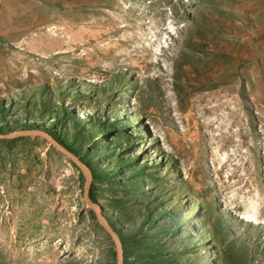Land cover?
Here are the masks:
<instances>
[{
	"label": "rangeland",
	"instance_id": "374dc122",
	"mask_svg": "<svg viewBox=\"0 0 264 264\" xmlns=\"http://www.w3.org/2000/svg\"><path fill=\"white\" fill-rule=\"evenodd\" d=\"M257 192L264 0H0V264H264Z\"/></svg>",
	"mask_w": 264,
	"mask_h": 264
},
{
	"label": "bare ground",
	"instance_id": "6f19581e",
	"mask_svg": "<svg viewBox=\"0 0 264 264\" xmlns=\"http://www.w3.org/2000/svg\"><path fill=\"white\" fill-rule=\"evenodd\" d=\"M70 34H71V33H70ZM43 35H44L43 37H46V38H47L48 36L50 37L49 33H47L46 35H45V34H43ZM53 36H54V35H53ZM71 37H72V36H71ZM46 38H45V39H46ZM53 38H54V37H53ZM53 38H52V39H53ZM65 38H66V37H65ZM47 40H48V39H47ZM50 40H51V39H50ZM44 41H45V40H44ZM57 41H58V40H57ZM60 41H61L62 44L64 43V39H61V38H60ZM60 41H58V42L60 43ZM72 41H73V39H71V40L68 41V45H69V46H70V43L72 44ZM52 42H53V41H52ZM65 43H67V41H66ZM62 44H61V45H62ZM61 45H60V46H61ZM64 45H65V44H64ZM62 46H63V45H62ZM66 47H67V45H66ZM257 193H258V198H257V200H258V202H259V205L255 208V211H254V212H255L256 215L258 216V214H262V211H263V209H264V197H263L264 195H262V194L259 193V192H257ZM256 203H257V202H256ZM256 203H255V204H256ZM256 205H257V204H256ZM250 217H251V216H250ZM254 219H257L256 222H259L258 218H254ZM251 222H253V221H251Z\"/></svg>",
	"mask_w": 264,
	"mask_h": 264
}]
</instances>
